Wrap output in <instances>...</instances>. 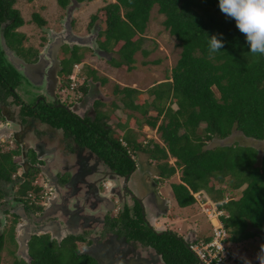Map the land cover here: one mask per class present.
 <instances>
[{"label": "trees", "instance_id": "trees-1", "mask_svg": "<svg viewBox=\"0 0 264 264\" xmlns=\"http://www.w3.org/2000/svg\"><path fill=\"white\" fill-rule=\"evenodd\" d=\"M14 1L0 0V32L4 43L20 52L24 35L15 32L14 28L23 25L24 19L13 7ZM56 1L61 8H66L71 0ZM155 5L158 13L164 16L165 29L181 47L180 57L170 71V80L149 87L145 93L153 96V100L144 106L133 100L139 90L126 87L117 92L124 93L122 100L126 107L141 110L144 123L160 133L163 145L154 141L142 144L127 133L123 136L126 145H122L121 141L110 137L109 126L99 121L103 115H97L93 121L86 118L87 124L75 116L69 121L62 116L64 121L57 112L52 114L50 110L39 111L38 116L52 126L62 128L79 146L102 155L122 175L135 171V161L129 149L146 153L152 161L162 160L157 163L162 178L170 177L176 167L180 168L181 182L171 183L178 207L191 206L196 201L195 195L204 191L211 195L213 203H217L216 208L226 213L219 215L229 233L226 241H261L264 237V154L258 164V151L252 146L235 143L206 148L205 142L214 138L225 139L234 129L246 138L264 139V55L250 53L245 36L237 29L235 21L220 11L219 0H116L98 10L104 16L99 48L110 51L114 45L122 43L117 51L120 60H110L111 65H125L130 71L136 66L134 55L137 51L144 56L149 54L148 49L142 48V33ZM97 18V13L92 14L91 24ZM32 20L40 26L45 24L38 13H33ZM7 21L9 24L1 28ZM212 35L224 41L223 48L214 53L209 52ZM78 49L66 50L69 53L63 58L66 77L73 65L82 60L83 54ZM2 54L0 51V88L7 87L6 94L13 95L10 88L16 86L17 75L11 69L5 72L7 68L3 66ZM152 63H158V60ZM89 71L95 77V72ZM82 90L87 89L84 86ZM167 99L177 105L175 110L171 107L164 110L163 102ZM148 107H153L157 115L147 116ZM26 114L33 113L29 110ZM162 115L168 121L158 125V118ZM201 125L203 128L199 132ZM170 156L175 158V166L167 163ZM16 170L17 164L11 154H0V180H9ZM243 185L245 187L237 199L225 201L228 192L237 191ZM30 188L27 184L20 191L25 194ZM3 194L0 187V200ZM135 213L140 215L138 209ZM139 230L136 228L137 237H140L136 233ZM2 239L0 232V252ZM38 239L35 237L32 241L35 249L32 264H83L81 256L74 252H61L52 248L54 244L48 240L41 238L39 242ZM202 239L209 241L211 237L206 235ZM141 240L153 246L168 263L201 264L189 248L197 240H184L172 231L159 234L149 228L142 233Z\"/></svg>", "mask_w": 264, "mask_h": 264}, {"label": "flooded vegetation", "instance_id": "flooded-vegetation-1", "mask_svg": "<svg viewBox=\"0 0 264 264\" xmlns=\"http://www.w3.org/2000/svg\"><path fill=\"white\" fill-rule=\"evenodd\" d=\"M7 24L8 21L2 23L1 28ZM19 27L14 28L15 32H19ZM2 34L0 32V51L3 52V66L7 68L5 72L13 70L17 75L14 89L22 88L20 94L10 88L13 95L6 94L7 87L0 88V104L11 96L13 105L18 107L16 113L10 115L11 120L0 124L1 136L10 137L13 141V148L2 149L0 154H11L13 161L21 168L13 172L9 180H1L0 186L4 189L0 200L2 250L6 243L12 246V249H8L13 257L12 264H32L35 255L32 241L35 237H39V242L41 238L48 240L54 244L52 248L60 249L61 252H74L76 256H81L83 264H172L164 260L153 246L141 240L146 228L159 234L164 232L148 223L149 209L156 206V199L153 198L155 194L150 192L151 200L142 198L130 185L134 171L120 174L102 155L79 146L62 128L54 127L38 116L37 112L50 110L52 114L57 112L62 120L63 116L66 121L72 116L84 123L86 118L91 121L96 119L99 112L87 104L67 102L58 88L63 85V81L68 82L67 78L75 81L78 70L70 76H64L63 58L59 59L58 50V67L61 68L57 70L54 81L51 77L54 64L47 47L42 52L30 45H21V51L18 52L4 43ZM73 47L79 46L65 44L59 49L66 52ZM18 60L25 62L28 67ZM39 60L44 63L35 66ZM18 98L21 102L16 101ZM29 110L32 115L26 114ZM101 119L102 116L100 122ZM49 135L56 144L45 147ZM29 136L36 140L33 146L24 149ZM68 141L74 144L73 148ZM62 144L76 153H68V150L63 154L57 153L58 146ZM85 149L91 153H85ZM70 155L75 157L74 161ZM125 176H128L126 182ZM27 184L31 188L23 194L21 187ZM46 188L53 192L49 191L50 196L45 198L44 195L48 193L44 191ZM35 190L41 191V195L36 196ZM9 193L12 195L8 196ZM137 209L141 221L135 213ZM136 228L140 229L136 232L140 237L135 234ZM21 238L27 241L24 252L20 249Z\"/></svg>", "mask_w": 264, "mask_h": 264}, {"label": "rangeland", "instance_id": "rangeland-1", "mask_svg": "<svg viewBox=\"0 0 264 264\" xmlns=\"http://www.w3.org/2000/svg\"><path fill=\"white\" fill-rule=\"evenodd\" d=\"M115 1L116 0L84 1L78 3V5L74 7L71 16V35L88 37L89 44L78 45V50L83 54V57L80 63L73 65L70 73L71 75L74 71L78 70V78H76L75 81L67 78L69 81H63V85L58 88L62 91L61 95L67 102H73V104L80 103V105L81 103L87 104L88 107L99 112L98 115H103L101 121L109 126L110 137L121 141L122 145H126V141L123 139L125 133L134 137L136 141L142 144H148L154 141L163 145L160 133L155 128L144 123V115L141 110L126 107L122 100L124 93L117 91L126 87L137 89L139 92L133 95L134 102L142 106H144L146 102L150 103L153 100V96L145 92L156 83L170 80V71L180 57L181 47L178 45V40L165 29L162 23L164 16L158 13V6L155 5L150 11L147 26L142 33L144 37L142 48L148 49L150 51L149 54L144 56L141 51H137L134 55L136 66L130 71L125 65L120 67L111 65L110 60H120V55L117 51L122 43L116 44V46L114 45V49L110 51H105V53L102 52V56L98 55L95 51L97 46H99L98 41L102 39L100 32L104 22L103 12L98 10L108 3H113ZM70 4L71 1L69 5ZM13 7L19 10L20 15L24 19V24L17 29L19 33L24 35L21 47L30 45L36 51L38 49L39 51L45 52L46 47H48L50 41L54 38L51 32L59 33L63 31L65 33L63 22L67 14V7L61 8L56 0H15ZM120 11L121 14H123L122 8ZM33 13H38V15L45 20V24L42 26L37 25V23L32 20ZM95 13H97L98 18L91 24V15ZM71 43L72 44L65 42L62 46L65 44L70 46L77 45L74 42ZM58 54L59 59L69 55L68 52H64V50L60 51V49ZM154 60H158V63H152ZM89 70L95 72V77H93L92 73H89ZM102 79H105V82H103ZM84 86L87 89L86 91L82 90ZM213 89L216 96H219L216 89ZM14 91L20 94L22 88L17 87ZM13 101V97L8 96L5 102L0 104V115L3 118L0 117V124L1 122L3 123L7 120H11L10 115L16 113L18 107H16V102H14L15 105H13ZM16 101L21 102V99L18 98ZM96 101H100V103L96 104ZM163 107L164 110L168 107L175 110L177 105L173 101H170V99H167L163 102ZM79 111L81 112L80 108ZM147 111V116L157 115V111L153 107H148ZM82 113L83 112H81V114ZM93 115L94 113H92V116ZM167 121L168 119L162 115L158 118L157 124L159 125L162 122L166 123ZM26 128H28V126H26ZM202 128L203 125L200 126L198 131L201 132ZM0 129H2L1 125ZM45 136L48 135L45 134ZM48 139L49 140L45 142V147H51L56 144V141L52 140L50 135ZM35 140V137L29 136L27 144H24V149L28 146H33ZM42 140L45 141V138H42ZM12 142L10 137L6 138L0 134V150L13 148L11 145ZM235 143L242 146L254 147L258 151L257 162L259 164L260 158L264 154V139L259 141L246 138L235 129L225 139L214 138L210 141H206L205 147L212 148L219 144L233 145ZM68 144L69 146L71 145L72 148L74 147L71 141H68ZM66 151L68 153H76L70 151L66 145L64 146L62 144L58 146L57 153L63 154L66 153ZM88 151V149H85V153H91ZM129 151L132 156L131 158L135 161V171L131 175L130 185L133 189L138 191V195L142 198L146 197L151 200L152 196H149L151 195L150 192L152 191L155 194L153 198L156 199L154 202L156 206H152L153 208L150 207L149 209L150 215L148 223L157 230L172 231L179 237L188 241L203 240L202 238L204 236L209 235L211 224L213 222L215 223L216 217L212 212H206V210L215 208V211H221L216 208L217 203H213L211 195L201 191V193L196 194L197 197L199 195V199L191 206L185 208L178 207L171 192V183L181 182V169L176 167L174 174L170 177L162 178L159 175V168L157 167V163H162V160L158 162L152 161L148 155L142 151L137 150V152H134L132 149H129ZM70 156L74 161L75 157H73V155ZM166 161L169 165L175 166L174 157L170 156ZM17 170H21L19 164L17 165ZM212 180L213 182L215 181L214 179ZM0 186H2L1 180ZM244 187L245 185L241 186L237 191L228 192L225 201L230 198L237 199L240 196V191ZM46 190L48 193L44 195L45 198L46 196L49 197L53 192L52 189L49 190L46 188L44 191ZM49 191H51V193H49ZM41 193L42 192L38 190L34 191L36 196L41 195ZM11 195L12 194L9 193L8 196ZM39 199L41 200L42 198ZM0 203L2 202L0 201ZM220 215H226L225 211H221ZM1 216L2 215H0V224L2 225L3 219ZM138 217L140 216L137 215V218ZM138 219L141 221V218ZM228 237L229 233L227 232L226 240ZM222 243L225 244L220 252V254H224L222 255V260L221 262L216 261L212 264H244L242 257H246L250 260L251 264H258L256 254L260 250V245L264 244V237L258 242L246 240L240 243H231L230 241L223 240ZM9 248L12 249V246L6 243V246L0 253V264L13 263V257L8 253Z\"/></svg>", "mask_w": 264, "mask_h": 264}, {"label": "clouds", "instance_id": "clouds-1", "mask_svg": "<svg viewBox=\"0 0 264 264\" xmlns=\"http://www.w3.org/2000/svg\"><path fill=\"white\" fill-rule=\"evenodd\" d=\"M219 9L226 17L235 21L237 29L245 36L250 53L264 55V0H219ZM223 46V39H218L217 35L209 38L210 53L219 51ZM99 50L102 49L99 48ZM102 51L105 52V50ZM209 236L212 238L211 233ZM242 259L244 264H251L246 257ZM256 260L258 264H264V244L260 245Z\"/></svg>", "mask_w": 264, "mask_h": 264}, {"label": "water", "instance_id": "water-1", "mask_svg": "<svg viewBox=\"0 0 264 264\" xmlns=\"http://www.w3.org/2000/svg\"><path fill=\"white\" fill-rule=\"evenodd\" d=\"M76 5H78V2L76 0H71V4L67 5V14H66L65 20L63 22V26L65 27V33L63 31L59 32V33L51 32L52 36L54 38H53L52 41H50V43H49V45L47 47V50L49 51L51 59L53 60V64H54V67L52 69L53 71L51 73L52 80H54V81H55V74H56L57 70L61 68V67H58L59 66V60L57 59V52H58L59 48L65 42H69L70 44H72L71 42H74L77 45H87V44H89L88 37H77V36L71 35V16H72V11H73V9H74V7ZM97 48H96L95 52L98 55L102 56L103 55L102 52H104V51L99 50V48L98 49ZM19 61L21 63H23V65L25 67H28V65L25 64V62H23L21 60H18L17 62H19ZM42 61L43 60H39V62L35 66H39V65L43 64L44 62H42ZM127 178H128V176H125V180H124L125 182L127 181ZM132 196L134 197V195H132ZM20 244H21L20 249H21V251L24 252V250H25L24 248H27L26 239L21 238L20 239Z\"/></svg>", "mask_w": 264, "mask_h": 264}, {"label": "built area", "instance_id": "built-area-1", "mask_svg": "<svg viewBox=\"0 0 264 264\" xmlns=\"http://www.w3.org/2000/svg\"><path fill=\"white\" fill-rule=\"evenodd\" d=\"M72 79H74V77H72ZM195 199L197 201L199 199V195L198 197L195 195ZM208 211L212 212L216 217L215 223L213 222L210 228V233L212 236L211 240H198V242L191 243L189 245L190 250H192L199 261L204 264H212L216 261L221 262L222 255L224 254H220V252L223 249V245H225L222 242L227 238V232L219 219L221 211H215V208H212L210 210L207 209L206 212Z\"/></svg>", "mask_w": 264, "mask_h": 264}, {"label": "crops", "instance_id": "crops-1", "mask_svg": "<svg viewBox=\"0 0 264 264\" xmlns=\"http://www.w3.org/2000/svg\"><path fill=\"white\" fill-rule=\"evenodd\" d=\"M171 192H172V190H171ZM172 195H173V193H172ZM174 197V196H173Z\"/></svg>", "mask_w": 264, "mask_h": 264}]
</instances>
